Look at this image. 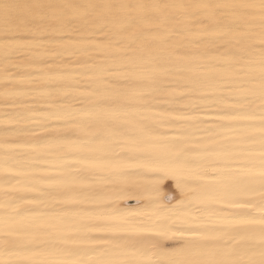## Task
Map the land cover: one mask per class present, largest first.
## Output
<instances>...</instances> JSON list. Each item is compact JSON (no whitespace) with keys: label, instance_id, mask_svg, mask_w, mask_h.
Returning <instances> with one entry per match:
<instances>
[{"label":"bare ground","instance_id":"obj_1","mask_svg":"<svg viewBox=\"0 0 264 264\" xmlns=\"http://www.w3.org/2000/svg\"><path fill=\"white\" fill-rule=\"evenodd\" d=\"M0 264H264V0H0Z\"/></svg>","mask_w":264,"mask_h":264},{"label":"rangeland","instance_id":"obj_2","mask_svg":"<svg viewBox=\"0 0 264 264\" xmlns=\"http://www.w3.org/2000/svg\"><path fill=\"white\" fill-rule=\"evenodd\" d=\"M169 191L172 192L171 189Z\"/></svg>","mask_w":264,"mask_h":264}]
</instances>
